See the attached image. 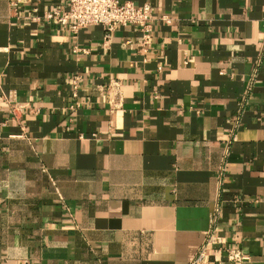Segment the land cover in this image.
<instances>
[{
	"label": "crops",
	"instance_id": "1",
	"mask_svg": "<svg viewBox=\"0 0 264 264\" xmlns=\"http://www.w3.org/2000/svg\"><path fill=\"white\" fill-rule=\"evenodd\" d=\"M10 1L0 264H187L214 212L209 264H264V0H119L151 5L146 43L43 18L66 0Z\"/></svg>",
	"mask_w": 264,
	"mask_h": 264
},
{
	"label": "built area",
	"instance_id": "2",
	"mask_svg": "<svg viewBox=\"0 0 264 264\" xmlns=\"http://www.w3.org/2000/svg\"><path fill=\"white\" fill-rule=\"evenodd\" d=\"M17 1L19 0L10 1V3L14 4ZM43 18L64 25L73 33L88 26H101L105 30V39L109 37L110 32L117 26L135 25L139 28L142 42L146 43L150 37L151 30V5L149 3L135 5L129 1L121 2L119 0H66L63 8H55L43 12ZM33 19L38 20L39 17L34 16ZM158 19L166 23L170 20L167 15H160ZM76 50L74 48V51ZM255 75L256 68L249 75L246 90H249L251 87ZM77 79V75H73L70 78L73 96H76L78 91ZM76 104L75 102V106ZM229 137L233 138L232 131L229 132ZM216 221L217 216L214 212L210 230L207 232L203 243L187 264H209L210 245L221 244V239L213 235ZM225 250L229 261H242L248 258L240 250Z\"/></svg>",
	"mask_w": 264,
	"mask_h": 264
}]
</instances>
